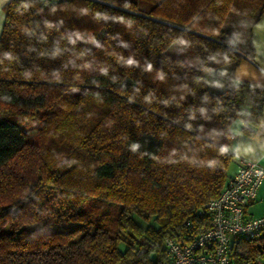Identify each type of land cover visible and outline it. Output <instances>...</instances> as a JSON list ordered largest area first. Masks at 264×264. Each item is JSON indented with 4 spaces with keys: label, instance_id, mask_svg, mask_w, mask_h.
I'll use <instances>...</instances> for the list:
<instances>
[{
    "label": "trees",
    "instance_id": "1",
    "mask_svg": "<svg viewBox=\"0 0 264 264\" xmlns=\"http://www.w3.org/2000/svg\"><path fill=\"white\" fill-rule=\"evenodd\" d=\"M22 2L29 0L4 6L0 29V60L16 57L0 65V264H165L166 238L184 242L209 224L205 204L226 183L233 157L219 149L230 147L240 107L253 126L262 115L259 83L211 91L205 73L225 65V56L235 64L248 56L223 25L229 14L252 25L264 0H127L131 8L125 0H30L21 15ZM97 11L132 27L97 21ZM77 31L84 39L68 44ZM180 35L188 43L171 54ZM57 42L68 50L39 55ZM31 119L36 141L24 128ZM132 143L140 144L136 153ZM206 159L218 163H199ZM229 257L264 264V230L234 238Z\"/></svg>",
    "mask_w": 264,
    "mask_h": 264
},
{
    "label": "built area",
    "instance_id": "2",
    "mask_svg": "<svg viewBox=\"0 0 264 264\" xmlns=\"http://www.w3.org/2000/svg\"><path fill=\"white\" fill-rule=\"evenodd\" d=\"M242 160L219 194L205 204L209 224L187 241L165 239V264H230L229 248L236 237H254L264 230V214L249 218L245 207L256 196L264 175V164ZM239 189V191H237Z\"/></svg>",
    "mask_w": 264,
    "mask_h": 264
},
{
    "label": "crops",
    "instance_id": "3",
    "mask_svg": "<svg viewBox=\"0 0 264 264\" xmlns=\"http://www.w3.org/2000/svg\"><path fill=\"white\" fill-rule=\"evenodd\" d=\"M256 24H264V13L260 14L257 20L249 28L247 42L243 43L241 46L244 51H247L248 55L258 53L259 62L250 61L247 59L248 56L243 54L238 63H231L227 66L228 75L226 77L224 76L223 80H221L223 85H230L236 80H246L259 84L264 83V74L261 72V69L264 68V28L256 29ZM225 67L226 64L212 70H223ZM220 77L221 75L219 73V78ZM215 80L218 79L215 78ZM208 81L209 80H207V82ZM248 113L249 109L246 106H241L240 117L236 120H242L244 121V124L235 125L232 123L230 126V150L234 156L236 153L232 149L239 147L241 150H243L251 146L254 149V154H242L239 162L230 161L227 168L228 178L233 175L237 166L242 160L256 162V160L261 155H264V127H257L261 121H264V109H262V115L256 126H253L248 122ZM244 126L248 127L252 131H246L243 128ZM237 132L243 134L240 135L237 134ZM253 137H255V139H253ZM260 164H264V162H261ZM262 214H264V180H262L261 184L259 185L255 198L251 200L245 207L246 217L254 219Z\"/></svg>",
    "mask_w": 264,
    "mask_h": 264
},
{
    "label": "clouds",
    "instance_id": "4",
    "mask_svg": "<svg viewBox=\"0 0 264 264\" xmlns=\"http://www.w3.org/2000/svg\"><path fill=\"white\" fill-rule=\"evenodd\" d=\"M9 3V0H0V26H2L3 22H4V19H5V14H4V6L6 4ZM32 3L30 2H22L19 4V6H17L15 8V11L16 13L18 14H23L24 12H27L28 9L30 7H32ZM123 7L124 8H131L132 5L127 2V0H125V3L123 4ZM52 11L55 12L56 11V8L53 7L52 8ZM81 14L82 15H88V10L87 9H81L80 10ZM94 18L97 20V21H100V20H103V21H109V20H112L114 22H120V23H125L127 25V27L131 28L132 27V22L131 21H126L125 18L123 16H109L107 15L106 13H102V12H95L94 13ZM63 22L61 21V24ZM45 26L48 28V29H52L54 27H56V25L54 24H51V23H48V22H45ZM252 25L249 23V24H246L245 27H251ZM255 28L256 29H261V28H264V24H256L255 25ZM23 32L31 37V36H36V32L30 28H23ZM40 41H46L47 40V35H45L44 33H41L38 37H37ZM84 39V36L80 33V32H74L72 36H69L67 38V42L68 44L70 45H75L76 44V41L77 40H83ZM92 42L95 43V40L94 38L92 39ZM188 41L182 39V38H179V39H176V40H173L172 41V44L175 45V44H187ZM232 43H235V41H233ZM254 43V42H253ZM30 50H34V49H30ZM67 47L65 48H61L59 46V42L56 43V46L51 50V52H48V51H45V52H40L39 55L41 56H44V55H51L53 57H58L61 55V53L63 51H67ZM16 59V57L13 56L12 53L10 52H7L4 54V59L3 60H0V65H2L4 63L5 60H7L8 62H12ZM211 59H215V57H211ZM248 60L250 61H255V62H259V54L258 53H255V54H249L248 57H247ZM118 60L121 61L122 63H124L125 65L127 66H132V65H138L139 62L137 60H135L133 57H129L127 59H124L123 56H119L118 57ZM68 63L69 64H73L74 61H72L71 59L68 60ZM232 63V60L228 57V56H225V64H226V67L225 69L221 70L220 72V75L221 76H227L228 75V71H227V66L230 65ZM80 67L84 68V69H88L91 67L90 64L88 63H84L82 65H80ZM144 69L145 71H148V72H151L153 70V66L152 64L148 63L144 66ZM101 73L104 74V75H107V69L106 68H101L100 69ZM211 71V70H209ZM261 72L262 74H264V68L261 69ZM54 75L57 76L58 78V74L57 73H54ZM23 76L25 78H31V73H23ZM157 76L160 80H164L165 79V74L163 72H159L157 73ZM210 83L214 84L216 87H220L222 88L224 85L220 82V81H210ZM233 83L235 85H239L240 81L239 80H236V81H233ZM253 87H261V88H264V85H261V84H257V85H254ZM147 99V98H146ZM204 109H201V112H203ZM191 118H194V114ZM233 124L235 125H243L244 124V121L242 120H236L233 122ZM187 127L191 128V125H188ZM257 127H264V121H261L260 124L257 125ZM237 134H240L242 135L243 133H240V132H237ZM253 139H255V137H253ZM140 149V144L139 143H132L130 145V151L133 152V153H136L138 150ZM236 154L231 158V161L233 162H239L240 161V157L242 154H247V153H252L254 154V149L249 146L248 148L246 149H243L241 150V148L237 147L235 149H232ZM230 151V147L228 145H225V146H222L220 149H219V155H225L226 153H228ZM173 156L176 155L175 152L172 153ZM153 159L155 160H158L159 161V157H153ZM181 161H186L187 163L191 164V165H195L197 163V159L196 157H192L191 159L187 156V155H184V156H181ZM168 163H177L178 161H175V160H168L167 161ZM261 162H264V155H261L257 160H256V163L253 165V168L255 169L256 168V165L260 164ZM200 164H207L209 167H214L218 161L216 159H206V160H201L199 161ZM257 176H262L264 175V172H260L257 170L256 172ZM237 191H239V189H237Z\"/></svg>",
    "mask_w": 264,
    "mask_h": 264
},
{
    "label": "rangeland",
    "instance_id": "5",
    "mask_svg": "<svg viewBox=\"0 0 264 264\" xmlns=\"http://www.w3.org/2000/svg\"><path fill=\"white\" fill-rule=\"evenodd\" d=\"M250 23V18L247 16L241 17L238 14H229L227 16L226 21L224 22L223 28L225 30V34L230 40V42L235 41V45L241 46L243 43L247 42V36L249 27H245L246 24ZM182 38L185 40L183 35L178 36L177 39ZM182 44H171L168 47V51L171 54H176ZM242 47V46H241ZM221 70H211L205 73V77L208 81V87L211 91H214L216 88L214 84L210 83V81H220L223 80L224 76L219 78V73ZM218 79V80H215ZM223 84V83H222ZM37 121L34 119L28 120L24 123V128L28 134V137L32 141H36V128H37Z\"/></svg>",
    "mask_w": 264,
    "mask_h": 264
}]
</instances>
